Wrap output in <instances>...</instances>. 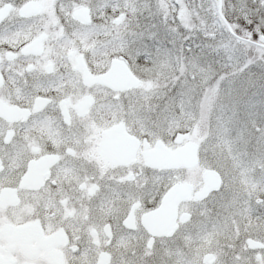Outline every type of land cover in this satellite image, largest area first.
<instances>
[{"label": "flooded vegetation", "instance_id": "obj_1", "mask_svg": "<svg viewBox=\"0 0 264 264\" xmlns=\"http://www.w3.org/2000/svg\"><path fill=\"white\" fill-rule=\"evenodd\" d=\"M192 1L198 9L200 2ZM6 6L0 19V255L12 264H51L47 252L61 264H125V259L137 264L155 250L169 254L172 262L195 248H219L223 229L233 264H262L264 232L258 225L264 217V178L251 189L249 180L259 179L258 173L231 169L234 196L219 209L229 212L228 219L220 215L208 223L209 210L214 215L218 208L203 207L204 201L214 189L223 191L221 176L228 172L220 161L227 153L216 115L212 124L218 130L207 151L198 154L197 149L209 138L208 118L199 140L173 137L186 126L181 106L174 118L162 112L158 118L163 101L148 105L152 83L134 74L121 54L125 6L115 8L105 0H0V10ZM73 29L79 49L61 43ZM193 40L189 45L204 41ZM253 42L252 49L264 51V40ZM105 45L114 54L110 60ZM113 61L127 68L135 85L113 88L95 81L108 74ZM115 72L121 76L119 68ZM262 95L250 97L252 103L256 98V106L264 103ZM58 126L71 129L74 137L66 140ZM15 145L20 150L9 160L4 147ZM179 150L194 155L192 166L148 164L158 153L169 158ZM207 172L218 183L205 191ZM130 186L143 190L131 203L117 195ZM174 187L183 198L172 209L163 199ZM161 209L173 216L163 214L158 224ZM158 227L162 234L156 233ZM215 252L209 249L202 264H214Z\"/></svg>", "mask_w": 264, "mask_h": 264}, {"label": "snow or ice", "instance_id": "obj_2", "mask_svg": "<svg viewBox=\"0 0 264 264\" xmlns=\"http://www.w3.org/2000/svg\"><path fill=\"white\" fill-rule=\"evenodd\" d=\"M153 7L157 8L156 15H162L159 5H147L148 11L151 12ZM221 7L223 10V6ZM232 8L234 9L235 6L233 5ZM167 9L168 15L164 16L162 21L166 36L158 40L155 51L145 46L143 51L126 49L122 55H127L132 60L129 67L134 74L139 73L144 79L152 82L150 94L146 96L148 105L151 106L153 99L163 101V107L157 105L160 111L155 115L158 118L161 112L165 116L171 114L174 118L177 115V104L181 106L186 126L182 125L179 130L173 133V137L184 136L199 140L205 133L204 117L205 115L208 116L207 134L209 138L199 145L197 149L199 154L200 151H207L208 144L216 136L218 129L213 127L212 117L223 109L225 102H236L242 98L240 87L257 75L252 72V68H259L260 78H264V53L261 54L260 61L247 57L245 53V59L241 63L240 57L236 55L239 49H236L235 45H231L235 51L230 52L229 45L231 41L229 40L228 44L224 43L225 33L222 26L211 29L209 27L210 20L212 24L219 25V19L214 14L215 4L212 2L205 8L207 13L205 17H200L197 14L196 19L189 18L188 21L182 20L179 23L176 22V17L173 15V10L179 11L176 4H169ZM169 17L173 21L171 25L168 24ZM200 21H203V28L200 27ZM189 25H192V27H189ZM181 28L189 35L185 36L180 31ZM210 30L218 33L220 39L216 40L213 36L212 42H209L206 38L201 43H193L187 48L184 47L183 43L177 47V40L194 39L195 32L199 31L203 35ZM74 31L75 29L66 32L65 39L61 42L65 48L74 46L79 49L77 37L73 35ZM257 35L264 36V33H260L257 29ZM168 37H171V39H168ZM165 39H167V43L171 44L170 48L165 46ZM96 51L93 50V54ZM103 52L106 60H110L114 55L107 45L103 46ZM141 56L144 58L143 64L138 62ZM249 60H251V63H249ZM64 67L65 72L70 76L71 70L67 62H65ZM103 71H106V69L101 70V75ZM63 75L62 73L61 76ZM246 93L247 89H245ZM109 95L112 94L109 93ZM213 96H215V99H213ZM111 107L115 108L116 105H111ZM57 130L61 136L69 141L75 135L71 129H64L62 126H58ZM169 142L173 147L177 146L174 139L169 138ZM19 150L20 145L4 147V153L9 160ZM205 161H207V157H205ZM217 164H219L218 160ZM7 166V162H5V167L7 168ZM217 174L219 175V172ZM221 187L223 191L220 188L214 189L213 192L208 193V197L204 201L203 207H207L208 203H213L218 208L214 215L209 210L208 223H214L216 217L222 215L219 209L224 207L234 196L231 177L227 172L221 176ZM142 191L137 187L130 186L127 189L118 190L117 195L131 203L140 197ZM258 229L264 232V217L260 218ZM137 264H172V262L162 252L154 250L151 257L143 261H137Z\"/></svg>", "mask_w": 264, "mask_h": 264}, {"label": "rangeland", "instance_id": "obj_3", "mask_svg": "<svg viewBox=\"0 0 264 264\" xmlns=\"http://www.w3.org/2000/svg\"><path fill=\"white\" fill-rule=\"evenodd\" d=\"M105 1H107L109 5H113L115 8L118 5L120 7L124 5V11L128 14L124 24L122 23L123 25L120 27L121 30H124L125 36L124 50L121 54L129 48L143 51L145 46H147L148 49L155 51L158 40L166 36L162 21L164 16L168 15L167 6L169 4H176L177 9H179V11L173 10L176 22L179 23L182 20L188 21L189 18L196 19L197 14H199L200 17H205L207 15L205 8L210 2L215 4V16L220 19L223 18L226 21V24L230 27V30L236 36V39H234L224 27L225 25H223L222 19H219V25L212 24L210 20V29L222 26L225 33L224 43L228 44L229 40L231 41V44L229 45L230 52L235 51V49H232L231 45H235L236 49H239V51L236 52V55L240 57L241 63H243L245 59V53L247 57L253 58L257 61H260V58L256 57V55L264 53V51L255 50L251 47V44H254L253 41L259 42V38L261 39V37H263L264 40V36L257 35V29L260 33H264V0H220L218 9L217 5L219 0H195L196 2H200V4L198 3V9L195 2L192 0L187 4L185 2L186 0ZM149 4L154 6L159 5L162 15H156V7H153L151 12H149L147 9V5ZM202 5L204 7H201ZM233 5L235 6L234 9L232 8ZM221 6H223V10ZM130 20L135 23V26L132 27L129 25ZM172 22L171 17H169L168 24L171 25ZM136 27L139 29H136ZM189 27H192V25H189ZM200 27H204L203 21H200ZM180 31L184 33L185 36L189 35V33L184 32L183 28H181ZM213 36H215L216 40L220 39L219 34L211 30L203 35H201V32L199 31L195 32L194 39L196 40V38L202 37L203 40L207 38L208 41L211 42ZM168 39H171V37H168ZM190 41L194 40L192 38L177 40V47L183 43L184 47L187 48ZM165 46L169 48L171 47V44L167 43V39H165ZM124 56L130 60L127 55ZM141 60L143 63V56L141 57ZM130 62L132 63V60H130ZM249 63H251V60H249ZM252 72L257 75L253 76L251 80L246 81L240 87V96L242 98L238 99L236 102H225L223 109L219 110V113L216 115L217 122L220 126V145L227 153V157L223 156L221 157L222 160L220 159L223 165L222 168L225 171H228L227 173H232L231 169L241 167L244 168L242 169L243 172L247 171L253 174L258 173L257 175L259 179L249 180L250 184L248 187L251 189H253V185L257 186V184H260L264 178V103L260 104V106H256V104L259 103V101L256 100L257 98L253 100L254 103H252V100L250 99V97L255 94L258 96L260 91L263 93L262 97L264 101V78H260L261 73L259 68L253 67ZM144 82L151 81L145 79ZM245 89H247L246 94ZM213 99H215V96H213ZM248 103L250 105L247 106ZM204 118H208V116L205 115ZM225 163L227 164L224 165ZM252 197H256L255 194H253ZM224 214H226V216H224ZM228 215L229 212H222V221H226ZM226 232L227 230L222 229L220 235L221 244L220 246H217L219 248H213L212 246L209 247L212 251L216 249V260L214 264H233L231 260L233 253L229 245L230 238L226 235ZM209 249L205 248L202 251V248L200 247L195 248L192 254L190 252H188V255L177 254L173 257L172 262L173 264H202L201 258ZM142 255L147 256L146 258H148L147 254ZM168 256L169 254H166V257ZM139 260L143 261V259ZM124 261L125 264L132 262L128 259H125ZM262 264H264V257Z\"/></svg>", "mask_w": 264, "mask_h": 264}, {"label": "water", "instance_id": "obj_4", "mask_svg": "<svg viewBox=\"0 0 264 264\" xmlns=\"http://www.w3.org/2000/svg\"><path fill=\"white\" fill-rule=\"evenodd\" d=\"M219 3H220V0H219ZM33 5L34 4H32V3H27L26 7H31ZM6 11H7V6L4 7L2 10H0V19L5 15ZM223 21L225 22L224 19H223ZM227 29H228V32L232 36L236 37L232 33V31L230 30V27L228 25H227ZM261 40H263V37H261ZM118 68L120 69L121 76L116 75L115 71ZM107 78H109V79H107ZM95 81L100 83V84L109 85L113 88H123V87L128 86V85H135L136 84V82L133 80V77L131 76V74L129 73L127 68L122 66V64H118L115 61L112 62V66H111L108 74L106 76L96 78ZM151 159L152 160L149 161L148 164L150 166L157 167V168H165L168 166H171V167L192 166L195 162L194 155H189L187 157L183 153V151H181V150L174 152L172 154V156H169V158L167 157L166 154H164V152H162V153L156 154L155 156H152ZM204 181H205V191H207L211 188H214L213 184H212V182L214 181L213 180V174L211 172L204 174ZM215 182L218 183V179H216L214 181V184H215ZM181 198H183V194H182L181 189H179V187H174L163 199V205L164 206L165 205H167V206L172 205V209H173V206L175 205V203L178 202V200H180ZM166 213L168 214V218L173 216L172 210H170L168 212V209H161V211L158 212V216H157V223L158 224L162 223L163 214H166ZM156 231H157L156 232L157 234H162V232H164V229L158 227ZM1 232L5 235V238L7 239V237H6L7 233L5 231H1ZM151 233H154V232H151ZM250 245H252V244H250ZM45 258L51 264H61V262L59 261V258L56 257V255H54L52 252H47L45 255ZM207 258H209V255L205 256L204 260H207ZM101 263H102V261H100V264ZM0 264H12V263L9 259L0 256Z\"/></svg>", "mask_w": 264, "mask_h": 264}, {"label": "trees", "instance_id": "obj_5", "mask_svg": "<svg viewBox=\"0 0 264 264\" xmlns=\"http://www.w3.org/2000/svg\"><path fill=\"white\" fill-rule=\"evenodd\" d=\"M240 21H241V20H240ZM240 21H239V22H240Z\"/></svg>", "mask_w": 264, "mask_h": 264}]
</instances>
